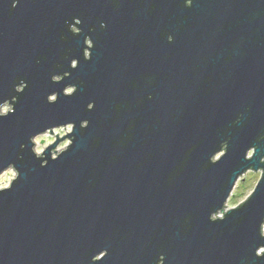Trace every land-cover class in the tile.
I'll list each match as a JSON object with an SVG mask.
<instances>
[{"label":"water","instance_id":"water-1","mask_svg":"<svg viewBox=\"0 0 264 264\" xmlns=\"http://www.w3.org/2000/svg\"><path fill=\"white\" fill-rule=\"evenodd\" d=\"M3 105L0 264H264V0H0Z\"/></svg>","mask_w":264,"mask_h":264},{"label":"rangeland","instance_id":"rangeland-1","mask_svg":"<svg viewBox=\"0 0 264 264\" xmlns=\"http://www.w3.org/2000/svg\"><path fill=\"white\" fill-rule=\"evenodd\" d=\"M70 90L68 89L67 92ZM8 109H10L9 105H3L0 108V112H6ZM71 127L70 125H66L65 129L64 126L54 128L52 129V134L50 132H45L43 134H40L36 136L34 141V151L37 153H40L43 151L46 147L53 144L55 141V137L58 134V138H62L64 135H66L70 131ZM69 143V140L65 137L64 140H61L58 142V144L53 149L56 151V153H59L62 149H64ZM52 155L55 156L56 154L53 153ZM261 171H252L249 170L246 173H244L239 179L232 191V194L229 196L228 200L225 203L224 210H228L229 208L237 206L239 203L244 201L248 195L252 192L256 182L258 181L260 177ZM16 173L12 167H9L5 169L2 173H0V188H4L9 186L12 179L15 177ZM264 230V226H263Z\"/></svg>","mask_w":264,"mask_h":264},{"label":"snow or ice","instance_id":"snow-or-ice-1","mask_svg":"<svg viewBox=\"0 0 264 264\" xmlns=\"http://www.w3.org/2000/svg\"><path fill=\"white\" fill-rule=\"evenodd\" d=\"M191 2H192V0H191ZM78 23H79V21H78ZM169 39L171 40L172 37L169 36ZM255 256H256L257 258H264V248H262V249L259 251V253H257V251L255 250Z\"/></svg>","mask_w":264,"mask_h":264},{"label":"clouds","instance_id":"clouds-1","mask_svg":"<svg viewBox=\"0 0 264 264\" xmlns=\"http://www.w3.org/2000/svg\"><path fill=\"white\" fill-rule=\"evenodd\" d=\"M191 4V0H185V5H190ZM262 248H259V249H256V251H257V253H259V251L261 250ZM95 255H93L92 257H91V259L93 260V257H94Z\"/></svg>","mask_w":264,"mask_h":264},{"label":"built area","instance_id":"built-area-1","mask_svg":"<svg viewBox=\"0 0 264 264\" xmlns=\"http://www.w3.org/2000/svg\"><path fill=\"white\" fill-rule=\"evenodd\" d=\"M218 215H220V214H218ZM263 233H264V230H263Z\"/></svg>","mask_w":264,"mask_h":264}]
</instances>
